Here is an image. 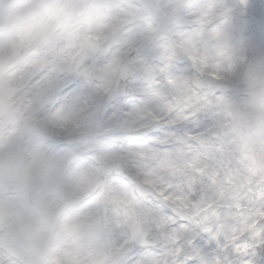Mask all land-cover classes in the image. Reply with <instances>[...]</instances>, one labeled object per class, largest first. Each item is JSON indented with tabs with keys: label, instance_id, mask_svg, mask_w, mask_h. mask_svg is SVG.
I'll use <instances>...</instances> for the list:
<instances>
[{
	"label": "clouds",
	"instance_id": "clouds-1",
	"mask_svg": "<svg viewBox=\"0 0 264 264\" xmlns=\"http://www.w3.org/2000/svg\"><path fill=\"white\" fill-rule=\"evenodd\" d=\"M0 264H264V0H0Z\"/></svg>",
	"mask_w": 264,
	"mask_h": 264
}]
</instances>
